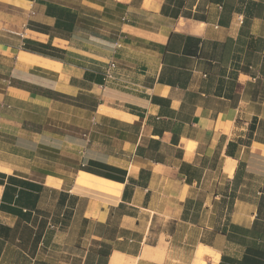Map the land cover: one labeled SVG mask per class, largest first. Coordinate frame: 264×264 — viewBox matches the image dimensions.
Instances as JSON below:
<instances>
[{
	"label": "crops",
	"instance_id": "crops-1",
	"mask_svg": "<svg viewBox=\"0 0 264 264\" xmlns=\"http://www.w3.org/2000/svg\"><path fill=\"white\" fill-rule=\"evenodd\" d=\"M0 173V264H264V0H0Z\"/></svg>",
	"mask_w": 264,
	"mask_h": 264
},
{
	"label": "rangeland",
	"instance_id": "rangeland-1",
	"mask_svg": "<svg viewBox=\"0 0 264 264\" xmlns=\"http://www.w3.org/2000/svg\"><path fill=\"white\" fill-rule=\"evenodd\" d=\"M48 144H51L52 148L54 146H56L55 143L49 142ZM31 151H35L33 146L31 147ZM34 153H35V156L32 157V160H34L36 162V164H50V165H52L51 169L54 171L53 174L56 175V176L63 175L64 184L67 185V186L70 185V183L72 182L73 175H71L70 173L58 174V159H55L54 157H51V156L46 155V154H42L41 152H37L36 151ZM46 182L49 183L52 186L56 185L57 187H58V185L60 183L59 180L51 178V177H48ZM98 187L106 189V190H111V191H114V192H119V187L118 186H110V185L109 186H107V185L104 186V185H100L99 184ZM73 228H74V225H72V228L70 230H72ZM64 233L66 234V232H64ZM73 234H76V231H74ZM65 237L61 238L60 241L63 244H61L60 247L65 245V244H72V242H73L74 238L72 239L69 236H65ZM152 237L150 238L149 242H152ZM83 243H87V242H83ZM76 254H78V256ZM79 256L81 257L82 253H80L78 251H75V250L72 251L71 249H63V250H59L58 251V258H60L62 261L68 260V262H73L72 258H75V257L77 258ZM209 262H213V257H211L210 259H205V260H201V261L195 262V264H203V263L204 264H209Z\"/></svg>",
	"mask_w": 264,
	"mask_h": 264
},
{
	"label": "trees",
	"instance_id": "trees-1",
	"mask_svg": "<svg viewBox=\"0 0 264 264\" xmlns=\"http://www.w3.org/2000/svg\"><path fill=\"white\" fill-rule=\"evenodd\" d=\"M107 176H109V175H107ZM109 177H111V176H109ZM5 178V175L4 174H1L0 173V184H3L4 183V179ZM112 178V177H111ZM16 182H20V181H18L17 179H14L13 177H7V181H6V185H5V190H4V192H3V195H2V198L3 197H5V193H6V191H7V187L10 185V184H16ZM22 183H26V182H22ZM19 195H17V197H18ZM1 206H3V204L1 205ZM246 259V262H251L252 263V261H253V259L252 258H245Z\"/></svg>",
	"mask_w": 264,
	"mask_h": 264
},
{
	"label": "bare ground",
	"instance_id": "bare-ground-1",
	"mask_svg": "<svg viewBox=\"0 0 264 264\" xmlns=\"http://www.w3.org/2000/svg\"><path fill=\"white\" fill-rule=\"evenodd\" d=\"M79 176H80V177H83V178H86V179L97 180L96 177L91 176V175H88V174H86V173H84V172H79ZM211 256L213 257L214 260H217V259H218V253H213L212 251L206 252V253H204V254L202 255V257H206V258H207V257H211ZM113 261H114V262L119 261V257H118V256H115ZM203 264H204V263H203Z\"/></svg>",
	"mask_w": 264,
	"mask_h": 264
},
{
	"label": "built area",
	"instance_id": "built-area-1",
	"mask_svg": "<svg viewBox=\"0 0 264 264\" xmlns=\"http://www.w3.org/2000/svg\"><path fill=\"white\" fill-rule=\"evenodd\" d=\"M110 77V75H108Z\"/></svg>",
	"mask_w": 264,
	"mask_h": 264
}]
</instances>
